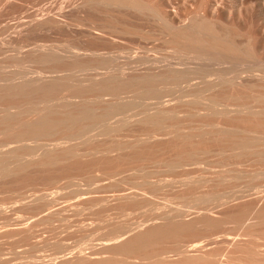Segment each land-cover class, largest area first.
I'll list each match as a JSON object with an SVG mask.
<instances>
[{
  "label": "rangeland",
  "instance_id": "obj_1",
  "mask_svg": "<svg viewBox=\"0 0 264 264\" xmlns=\"http://www.w3.org/2000/svg\"><path fill=\"white\" fill-rule=\"evenodd\" d=\"M0 151V264L264 263V0H0Z\"/></svg>",
  "mask_w": 264,
  "mask_h": 264
},
{
  "label": "bare ground",
  "instance_id": "obj_2",
  "mask_svg": "<svg viewBox=\"0 0 264 264\" xmlns=\"http://www.w3.org/2000/svg\"><path fill=\"white\" fill-rule=\"evenodd\" d=\"M193 40V39H192ZM197 41H199V40H197ZM219 40H217V42H218ZM214 42H216V41H214ZM191 43V42H190ZM233 43H216L215 44V47H216V49H220L221 51H229L230 52V50H235V47H234V44L232 45ZM192 47V46H191ZM216 51V50H215ZM218 52V51H217ZM217 52H215V53H217ZM220 54V53H219ZM222 58V57H221ZM223 60V59H222ZM187 79V78H186ZM189 80V79H188ZM197 80H199V79H197ZM182 81V80H181ZM199 82V81H198ZM185 83V82H184ZM191 83H193V79H192V81H191ZM197 83V82H196ZM110 84V83H109ZM114 84V83H113ZM186 84V83H185ZM116 85V84H115ZM197 85V84H196ZM107 86V85H106ZM118 86V85H117ZM121 86V85H120ZM189 86V85H188ZM108 87V86H107ZM114 87V86H113ZM190 87H191V85H190ZM50 88V87H49ZM110 88V87H109ZM109 88H101V90H100V92L101 93H104L103 91H105V90H107V89H109ZM100 89V88H99ZM190 89V88H189ZM118 90V89H117ZM108 91V93H109V90H107ZM113 91V90H112ZM120 91H122V90H120ZM51 92V91H50ZM114 92V91H113ZM27 93V92H26ZM54 93V92H53ZM78 93V92H77ZM83 93V92H82ZM105 94V93H104ZM84 96V95H83ZM102 97V96H101ZM163 101V100H162ZM162 103V102H161ZM159 104H160V102H159ZM163 104H166V103H164L163 102ZM171 104V103H170ZM227 104V103H226ZM67 106H69V105H67ZM74 107V106H73ZM77 107V106H76ZM161 107V106H160ZM226 108H230V107H226ZM68 109V108H67ZM109 109V108H108ZM161 109V108H160ZM233 109V108H232ZM113 110V109H112ZM118 110V109H117ZM172 110V109H171ZM235 110V109H234ZM163 111V110H162ZM228 111V110H227ZM58 112V111H57ZM57 112L55 111V113L57 114ZM62 113V112H61ZM72 113H74V112H72ZM89 113V112H88ZM108 113V112H107ZM110 113H112V112H110ZM81 114V113H80ZM96 114V113H95ZM164 114V113H163ZM49 115H51V114H49ZM53 115V114H52ZM43 116V115H42ZM114 116V115H113ZM113 116H111L112 118H113ZM159 116V115H158ZM117 117V116H116ZM47 118V117H46ZM94 118V117H93ZM93 118H91L90 119V116H89V114H86V113H83L82 115H77V116H73V117H69V118H67V119H65V122L66 121H68L67 123H69L68 125H70V124H72V125H74V127H76V126H81L82 125V123L83 122H85L87 119H89V120H92L93 121ZM97 118V117H96ZM118 118H120V117H118ZM154 118V117H153ZM156 118V117H155ZM154 118V119H155ZM161 118V117H160ZM53 119V118H52ZM52 119H50V120H52ZM102 119V118H101ZM121 120H122V118H120ZM123 119H124V117H123ZM151 119V118H150ZM50 120H45V121H41V122H39V123H35V124H32V125H28V126H23L21 129H20V131L17 133V137H26V136H31V135H36L37 136V134H47L48 132H51V130H54V129H56L58 126H60L61 127V123L63 124L64 122L63 121H55V122H51ZM85 120V121H84ZM116 120V119H115ZM132 120V119H131ZM159 120V119H158ZM161 120V119H160ZM165 120V119H164ZM250 120V119H249ZM87 122V121H86ZM115 122V121H114ZM119 122H120V120H119ZM118 122V123H119ZM152 122V121H151ZM161 122V121H160ZM60 123V124H59ZM96 123V122H95ZM144 123V122H143ZM164 123V122H163ZM114 124V123H113ZM117 124V123H116ZM3 125V124H2ZM20 125V124H19ZM22 125V124H21ZM115 125V124H114ZM119 124H117L116 126H118ZM121 125V124H120ZM156 125V124H155ZM160 125H163V124H160ZM219 125V124H218ZM62 126H64V125H62ZM113 126V125H112ZM175 126V125H174ZM14 127V126H13ZM73 127V126H72ZM82 127V126H81ZM221 127V126H220ZM226 127V126H225ZM122 128V127H121ZM11 129V128H10ZM70 129V128H69ZM152 129V128H151ZM157 129V128H156ZM5 130H7V129H5ZM117 130V129H116ZM120 130V129H119ZM160 130V129H159ZM14 131V130H13ZM63 131V130H62ZM65 131V130H64ZM232 131V130H231ZM6 132V131H5ZM8 132H9V130H8ZM16 133V132H15ZM155 133V132H154ZM160 133V132H159ZM60 134V133H59ZM70 135V134H69ZM154 136H155V134H153ZM201 135V134H200ZM236 135V134H235ZM58 136V135H57ZM199 136V135H198ZM206 136V135H205ZM218 136V135H217ZM51 137V136H50ZM76 137V136H75ZM149 137V136H148ZM191 137V136H190ZM225 137V136H224ZM45 138V137H44ZM52 138V137H51ZM63 138H66V137H63ZM229 138V137H228ZM234 138V137H233ZM41 139V138H40ZM176 139V138H175ZM181 139V138H180ZM217 139V138H216ZM219 139V138H218ZM18 140H19V138H18ZM22 140V139H21ZM231 140V139H230ZM245 140V139H244ZM248 140H250V139H248ZM15 141V140H14ZM26 141V140H25ZM213 141V140H212ZM214 142H215V139H214ZM241 142H243V141H241ZM245 143H246V141H244ZM249 142V141H248ZM10 143V142H9ZM8 143V144H9ZM38 143V142H37ZM43 143V142H42ZM7 144V143H6ZM16 144V143H15ZM18 144V143H17ZM16 144V145H17ZM44 144V143H43ZM225 144V143H224ZM241 144H243L244 145V143H241ZM248 144H250V142L248 143ZM247 143H246V145H248ZM9 145H12V144H9ZM9 145H7V147L9 146ZM13 145H14V143H13ZM16 145H14V146H16ZM20 145V144H19ZM56 145V144H55ZM54 145V146H55ZM199 145V144H198ZM203 145V144H202ZM251 145V144H250ZM3 146V145H2ZM18 146V145H17ZM59 146V145H58ZM9 147H11V146H9ZM43 147H45V146H43ZM47 147V146H46ZM180 147V146H179ZM195 147V146H194ZM13 148V147H12ZM12 148H10V149H12ZM3 150L5 151V149L3 148ZM8 150V149H7ZM13 151V150H12ZM0 152H2V151H0ZM7 152V151H6ZM47 152V151H46ZM4 154H6V153H4ZM1 155V154H0ZM43 155H45V154H43ZM15 156H17V155H15ZM0 159H1V157H0ZM44 159V158H43ZM29 161V160H28ZM31 161V160H30ZM47 161H48V159H47ZM1 162H2V160H1ZM4 163H6V162H4ZM28 164V163H27ZM4 165V164H3ZM9 165V164H8ZM3 168V167H2ZM6 169V168H5ZM6 171V170H5ZM8 171V170H7ZM1 173V172H0ZM244 214V213H243ZM257 214V213H256ZM241 215V214H240ZM239 215V216H240ZM242 216V215H241ZM244 217V216H243ZM246 218L247 217H249V216H245ZM238 218V217H237ZM245 218V219H246ZM219 219V218H218ZM242 219H244V218H242L241 217V220L240 221H242ZM263 219V218H262ZM238 221V220H237ZM244 221H246V220H244ZM249 221V220H248ZM240 223V222H239ZM242 223V222H241ZM245 223V222H244ZM246 223H247V221H246ZM189 224V223H188ZM240 225V224H239ZM181 226V225H180ZM243 226V225H242ZM244 226H245V224H244ZM243 226V228H245ZM183 227V226H182ZM172 228V227H171ZM185 228V227H184ZM242 228V227H241ZM167 231H168V228L167 227H164V226H157V227H152V228H148V230L146 231V232H143V233H141V232H139V233H137L135 236H133L132 238H130L129 240H127V241H125V242H121L122 244H119V245H117V247L119 248H123V249H121L122 251L124 250L125 252H127V253H134L136 250H135V248L133 247V245L132 244H134V245H141V244H146V243H150V239L151 238H154V237H156V236H158V235H160V236H163V235H165V233H167ZM181 231V230H180ZM248 233V232H247ZM227 234V233H226ZM225 234V235H226ZM250 234V233H249ZM260 236V235H259ZM216 237V236H215ZM228 238H230L231 239V237H230V235L229 236H227ZM157 238V237H156ZM155 238V239H156ZM233 238V237H232ZM262 238H263V240H264V237L262 236ZM158 239V238H157ZM234 239V238H233ZM254 239H255V237H254ZM257 239V238H256ZM122 239H120L119 241H121ZM214 241V240H213ZM258 241V240H257ZM260 242V241H259ZM106 244H107V242H105ZM109 243V242H108ZM204 243V242H203ZM111 244V243H110ZM263 244V246H264V243H261V244H258V246H259V248L261 247V245ZM152 245V244H151ZM203 244H201V242L200 243H198V242H194V243H192V244H190V247H192V250L193 249H196V247L198 248H200V246H202ZM253 246H255V245H253ZM145 247V246H144ZM147 247V246H146ZM158 247V246H157ZM240 247V246H239ZM252 247V246H251ZM198 248V249H199ZM255 248V247H254ZM263 248V247H262ZM139 249V248H138ZM253 251H254V249H252ZM261 250H263V249H261ZM123 251V252H124ZM147 251H149V250H147ZM251 252V251H250ZM102 253V252H101ZM152 253V252H151ZM154 253V252H153ZM200 253V252H199ZM213 253V252H212ZM257 253L258 254H262V255H264V252H259L258 250H257ZM147 254V253H146ZM167 254V253H166ZM253 254V253H252ZM157 255V254H156ZM156 255H155V258H156ZM218 255V254H217ZM232 255V254H231ZM234 255V254H233ZM253 255H255V254H253ZM136 256V255H135ZM144 256H149V255H144ZM150 256H152V255H150ZM256 256V255H255ZM158 258L159 257H161V256H157ZM214 257V256H213ZM245 257V256H244ZM143 258V257H142ZM162 258V257H161ZM161 258H159V259H161ZM163 258H164V256H163ZM161 259V260H164V259ZM220 258V257H219ZM254 258H256V257H254ZM264 258V257H263ZM129 259V258H128ZM206 259V258H205ZM218 259V258H217ZM112 260V259H111ZM145 260V259H144ZM148 260V259H147ZM160 260V261H161ZM119 261V260H118ZM236 261V260H235ZM234 261V262H235ZM164 263H165V261H163ZM212 262H213V260H212ZM239 264H264V263H260L259 262V260H252V259H250V260H246V261H237ZM263 262V261H262ZM104 263V262H103ZM112 263H114V262H112ZM117 263V262H116ZM119 263V262H118ZM128 263L130 264V262L128 261ZM128 263H124L123 262V264H128ZM183 263V262H182ZM198 263V262H197ZM203 263H204V261H203ZM224 263V262H223ZM238 263H236V264H238ZM106 264V263H105ZM107 264H111V261H108L107 260ZM115 264V263H114ZM121 264H122V262H121ZM133 264V263H132ZM149 264H151V263H149ZM154 264V263H153ZM177 264V263H176Z\"/></svg>",
  "mask_w": 264,
  "mask_h": 264
}]
</instances>
